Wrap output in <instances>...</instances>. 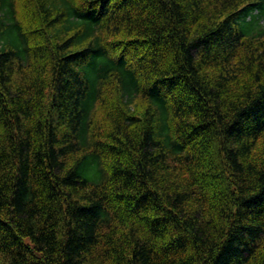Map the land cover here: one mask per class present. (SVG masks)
Returning <instances> with one entry per match:
<instances>
[{
	"label": "trees",
	"instance_id": "1",
	"mask_svg": "<svg viewBox=\"0 0 264 264\" xmlns=\"http://www.w3.org/2000/svg\"><path fill=\"white\" fill-rule=\"evenodd\" d=\"M0 264H264V0H0Z\"/></svg>",
	"mask_w": 264,
	"mask_h": 264
},
{
	"label": "bare ground",
	"instance_id": "2",
	"mask_svg": "<svg viewBox=\"0 0 264 264\" xmlns=\"http://www.w3.org/2000/svg\"><path fill=\"white\" fill-rule=\"evenodd\" d=\"M129 10V9H128ZM48 44V43H47ZM43 50V49H42ZM40 52V51H39ZM17 61V60H16ZM28 67V66H27ZM81 67V66H80ZM64 68V67H63ZM17 69V68H16ZM25 73H28V69H27V71L25 72ZM67 74V73H66ZM25 75V74H24ZM75 75V74H74ZM22 76V75H21ZM86 76V75H85ZM64 77V76H63ZM80 79V78H79ZM30 80V79H29ZM28 81V80H27ZM71 81V80H70ZM23 82V81H22ZM30 83V82H29ZM85 83V82H84ZM14 84V83H13ZM26 84V83H25ZM33 84H34V82H33ZM32 84V85H33ZM92 85V84H91ZM17 86V85H16ZM34 86V85H33ZM88 86V85H87ZM93 86V85H92ZM94 87H96V86H94ZM23 88H24V85H23ZM26 88V87H25ZM28 88V87H27ZM27 88L25 89V90H27ZM33 88H35V87H33ZM32 88V89H33ZM16 90V89H15ZM31 90V89H30ZM35 90V89H34ZM24 92V91H23ZM32 92H33V90H32ZM11 93V92H10ZM38 94V93H37ZM23 95V94H22ZM35 95V94H34ZM45 95V94H44ZM44 95H42L43 97H44ZM74 95V94H73ZM26 96V95H25ZM42 96H40V97H42ZM45 96H49V94L48 95H45ZM38 97V96H37ZM86 97V96H85ZM9 99V98H8ZM47 98H45V100H46ZM42 100H44V99H42ZM40 102V101H39ZM80 102V101H79ZM43 103V102H42ZM69 104V103H68ZM83 106V105H82ZM81 106V107H82ZM10 108V107H9ZM73 109V108H72ZM24 116V115H23ZM83 117V116H82ZM80 118V117H79ZM21 119V118H20ZM91 142V141H90ZM92 146V145H91ZM79 147V146H78ZM86 151V150H85ZM92 157H94V156H92ZM68 159V158H67ZM89 159V158H88ZM96 159V158H95ZM99 160V159H98ZM67 162V161H66ZM97 164H98V162H97ZM80 165V164H79ZM88 166H89V164H87ZM97 168V167H96ZM99 168V167H98ZM98 173V172H97ZM102 173V172H101ZM99 174V173H98ZM100 175V174H99ZM102 176V175H101ZM99 180V179H98ZM98 180H96V181H98Z\"/></svg>",
	"mask_w": 264,
	"mask_h": 264
}]
</instances>
